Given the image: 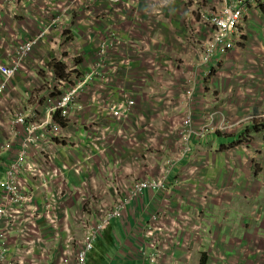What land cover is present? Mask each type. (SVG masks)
Listing matches in <instances>:
<instances>
[{"label":"crops","instance_id":"0c3cea01","mask_svg":"<svg viewBox=\"0 0 264 264\" xmlns=\"http://www.w3.org/2000/svg\"><path fill=\"white\" fill-rule=\"evenodd\" d=\"M181 1L173 5L172 10L167 11V17L171 24L161 23L159 28L150 33L142 25L139 31L135 32V38L144 40L145 43L141 45L138 54L133 53V49L131 50V54L140 55L142 58L134 63L131 71L126 72V75L130 77L122 75L106 89H101V83L90 85L79 98L80 108L76 107L75 113L71 116V121L75 124L72 125L69 137L62 131V135L53 141L52 146L50 142H47L52 154L46 162L47 164L42 167L46 169L53 167L63 171L60 176L53 177V181L51 180L49 186H45L44 189H49L54 197H60L59 192H63L67 196L68 201L56 199V207L68 211L67 229L74 238L82 237L83 229L78 223L79 220L74 218L78 215L77 211H79L82 199L86 201L87 196H95V206L91 207L90 213L93 215V220H96L95 207L101 211L109 209V195L125 190L136 179H143L154 174L157 158L153 153L157 151L156 143L161 135L156 131L154 125L155 114L177 113L189 105L184 99L183 93L179 94L183 92L182 85L185 82V77L179 76L180 73L176 74L175 69L181 68V64L178 65L179 63L170 57L176 49V54L178 51H183V47H179L178 42H180L179 40L182 42L187 34L185 27H182V16L179 15L187 14L181 10L184 6ZM257 5L255 3L249 5L247 2L249 10L247 9L248 12L241 23L244 25L243 30L248 24L252 31L262 29L260 25H257L256 15L248 16L249 12ZM24 11L22 3H8L2 9L0 14V63L11 62V54L15 51L17 44L24 37L26 38L27 32L22 26L26 17ZM258 11L260 13L262 10ZM261 14L264 20L263 11ZM74 28L77 30L74 34L78 33L79 40L76 41L68 37L66 44L61 43L62 33L52 31L47 34V37L40 41L24 60L22 70L9 83V98L2 103L3 107L0 109L1 142L8 138L11 128L7 121L10 117H7L6 108L11 110L28 109L34 104L44 101L47 94L45 85L48 82L47 73L42 63L45 58L55 55H58L59 58L61 55H66L68 51L78 49L84 52L86 60H93L92 53L95 50V45L86 39L83 32L84 26L76 22ZM206 29V26L203 25V49L212 35L209 32V38H204ZM245 38H247V42L251 41L250 36L244 37L243 40ZM242 50L245 52L246 58L239 68V72L234 71L235 74L240 73V77L233 85L235 88L246 90L248 93L246 96L250 94L253 96L250 97L249 106H245L244 109L234 108L236 113L232 115H236L238 121L245 123L242 127L240 124H232L234 131H241L247 124L251 125L253 121H248V119L259 114L253 104H259L258 108L264 105V61L253 55L258 62L255 60L253 66L248 68L246 59L253 61L251 60L252 56L248 55L249 51L245 49V46ZM188 54L189 51H186V57L191 60H198L200 56L199 54L198 57H190ZM228 55L230 64L238 66L242 62L233 53ZM149 58H157L163 65L162 71L172 74L146 73L147 59ZM166 60L172 61L177 67L174 69V65H172L169 69L165 68ZM197 60L193 66H196ZM213 73L214 71L212 75ZM199 74L201 78L197 93L198 102L194 107L196 120L198 115L203 112L199 103L206 96L202 89L204 79L212 76L207 75L204 68L200 69ZM237 83L244 84L237 85ZM122 89L128 93L131 92L136 97V106L129 117L123 120L112 119L104 107L107 103L117 102L123 93ZM167 96L171 97L169 102H167ZM244 110L246 111L244 112ZM251 112L253 114L249 116L248 114ZM198 125L195 124L196 127ZM250 125L245 128L248 132L252 131ZM238 131L230 136L228 134L218 135L215 131L207 133L202 138L193 135L190 143L191 152L189 154L187 152V155L177 160L172 167L167 178L168 189L155 190L156 192L146 191L144 203L140 204L141 201H138L136 204H131L126 208L121 218L111 220L107 228L96 237L94 245L106 244L108 248H112L105 249V251L112 256L110 258L112 261L115 260L119 264H264V254L258 258L253 255H251L253 259L247 258L244 251L242 253L235 251L236 249L233 252L229 249L224 250L221 240H218L219 237L234 238V229H240V234H242L240 240L244 239L246 247L251 246L254 236L257 234L255 228L252 227L254 226L252 222L257 220L256 216L252 218V210L261 213L264 219V149L262 147L264 142L256 139L253 140L254 145L252 140L242 142L243 139L237 137ZM5 133H8L6 138ZM260 133L264 137V131ZM165 136H167L166 130ZM118 137L127 142L119 141ZM169 141L166 139L165 144H168ZM169 152L174 155L176 143L172 146H163L160 149L161 159L167 157ZM29 160L34 162L30 157L25 162L26 169H28ZM8 162V155L0 157V179H2ZM34 163L38 166L41 165L37 162ZM193 168L197 169L195 173L192 171ZM219 177H221L220 182L217 180ZM192 189L196 190L192 191ZM1 192L0 187V195ZM35 197L40 204V189L35 190ZM220 199L223 201V206L216 202ZM101 200L107 205L101 203ZM44 205H41L39 210H42ZM240 213H243V216ZM153 214H158L160 217V220L154 222L160 227V230L155 233L156 235L167 236V227L170 223L175 219L185 218V222L176 231L174 239L170 241L173 262L169 258L168 248L165 249L163 255L157 257L154 263L147 260L149 254L163 246L153 249L141 234L145 226L152 223L150 220ZM39 222L45 223L46 220L41 217ZM197 223H202L206 228V232L202 235L207 240L202 239L200 242L201 239H194L192 231L199 227L196 226ZM117 227L118 229H116ZM46 234L50 235L52 232ZM110 235H112L111 239ZM193 240L196 243H203L204 246L194 248L192 254L193 246L189 245L184 248V243L192 244ZM263 241L264 238H262ZM141 244L144 245V258L136 256L137 246ZM40 247L43 248V245L34 247L26 241L16 243V246L10 243L6 256L10 249L9 257L13 254V258L15 256L25 263L28 261L30 264H36ZM214 248L222 252L220 257L212 252ZM92 249L94 250V248ZM92 249L88 252L87 263L90 260ZM188 252H191V255H187ZM201 252L204 253L201 255ZM209 254L212 255L209 256ZM27 256L31 259L27 260ZM2 263L6 264L7 262L3 261Z\"/></svg>","mask_w":264,"mask_h":264},{"label":"built area","instance_id":"2783aa9c","mask_svg":"<svg viewBox=\"0 0 264 264\" xmlns=\"http://www.w3.org/2000/svg\"><path fill=\"white\" fill-rule=\"evenodd\" d=\"M161 0H2L0 2V14L2 9L8 3H22L26 17L22 23L23 29L27 32L11 54L12 61L0 63V109L2 103L9 98L8 85L11 80L22 70L24 60L31 54L36 45L47 37L52 31L63 34L62 44H66L68 37L78 41V33L74 28L76 22L84 26L83 32L90 43L95 45L93 60H86L84 52L81 50L68 51L66 55H58L45 58L42 61L47 73L48 82L45 85L47 94L40 104H34L28 109L20 108L11 110L6 108L7 121L10 123V136L7 143L0 147V152L13 147L14 162L7 172V175L0 181V187L3 193L2 207L0 208V222L4 219L15 220L20 218V226L24 230H38L36 222L44 217L49 223H52L49 229L59 245H64L66 252L62 259L58 255L57 261L60 264H85L87 253L91 250L92 241L109 225L113 219L121 218L126 208L138 201L144 203L146 191H159L167 188V178L172 167L177 160L185 157L190 150V141L193 135L199 138L207 133L219 130L229 129V125L223 121V115L219 110L210 108L204 114L203 120L194 127L196 114L194 107L198 102L197 93L199 91V82L201 75L199 71L204 68L207 75L218 66L222 56L232 50L236 43L242 38L239 31L241 23L246 15L247 2L264 3V0H223L221 11L212 14L206 22L212 26L211 37L204 46L203 51L197 60L196 66H192L189 71L183 68L175 69V73H180L185 77L182 85L184 99L189 104L183 110V116L178 121V125L173 133L176 141V152L172 156H167L159 161L156 160L154 174L143 179H136L129 184L125 190L119 191L120 200L112 208L99 210L96 208L97 219L93 220L91 207L95 206V196H87L86 201H80L77 218L80 227L83 229L80 239L71 236L67 229L69 213L66 209L56 207V199L49 191L41 194L40 204L35 197L36 189H27L23 182H27L29 177L25 162L31 157L34 162L39 163V148L47 147V142L54 141L62 135L61 124L56 117L68 120L75 113V105L79 97L90 86L101 83V89H106L118 77L126 75L133 69L136 63L142 57L138 54L144 40H138L131 37L132 33L139 31L144 25L148 33L159 28L161 23L169 20L167 17L166 3L175 0H163L164 5L158 3ZM146 2L147 5L142 3ZM30 6V7H29ZM124 25H129L124 27ZM128 33V34H127ZM141 39H144L141 37ZM86 60V61H85ZM56 65L63 67V73L60 75ZM146 73H159L163 70V65L157 58L147 59ZM173 65L172 61L166 60L164 67L169 69ZM205 66V67H203ZM121 98L115 103H107L104 109L112 119L123 120L131 115L136 106V97L126 90L122 89ZM208 106V105H207ZM220 122H216V118ZM256 118L253 116L252 118ZM264 117L263 115L257 116ZM251 118V117H250ZM203 121V122H202ZM162 148V146H161ZM160 151V150H159ZM46 154V152H45ZM48 153L46 154L47 157ZM157 158V151L153 153ZM49 160V159H48ZM46 160V162L48 161ZM29 167V166H28ZM40 167V166H38ZM50 178L61 175L62 169L50 167ZM20 171L21 176H16ZM193 173L197 171L193 168ZM50 180V181H51ZM23 181V182H22ZM47 184V182L45 181ZM28 185V184H27ZM197 186V184H195ZM21 188V189H19ZM10 192H19V194H10ZM41 193V191H40ZM16 202L12 208H7L9 204ZM42 212L39 207L43 205ZM18 206V207H17ZM6 209V210H5ZM37 219V221L35 220ZM35 220V221H33ZM160 220L158 214H153L150 224L145 226L141 232L144 238L150 243L153 249L162 246L159 250H154L147 256L150 263H154L158 256L165 253L168 248L171 255L170 241L178 228L185 222V218L175 219L167 227V236L156 235L160 230L156 225ZM36 237V235L34 236ZM39 242H42L37 238ZM35 240L32 239L31 242ZM44 246V243H42ZM136 256L144 258V245L137 246ZM7 243H0V260L4 259ZM44 250V247L42 248ZM172 262V259H170ZM25 264V261L14 264Z\"/></svg>","mask_w":264,"mask_h":264},{"label":"rangeland","instance_id":"374dc122","mask_svg":"<svg viewBox=\"0 0 264 264\" xmlns=\"http://www.w3.org/2000/svg\"><path fill=\"white\" fill-rule=\"evenodd\" d=\"M181 0H175L173 2H168L166 3V7L167 9L170 11L172 10L174 7L173 5L180 3ZM182 4L184 5L181 10L183 13L187 14H179L182 16V27H185V30L187 31V34H185V37L183 38V41L181 42V40H179L180 42H178V46L183 47V51H178V53L176 54V51L174 52V54H171L170 57L173 61H175L176 63H179L178 65L181 64V68H183L185 71H189V69L193 66V64L196 62V60H191L189 58L186 57V51H189L190 57H198V55L202 52L203 50V41H202V31H203V25L206 26V37L209 38L208 34L212 29V26L207 23L206 21L209 20V16L219 12L222 10L223 8V0H182L181 1ZM144 5H147L146 2L142 3ZM165 2L163 0H161L158 5L162 6L164 5ZM163 7V6H162ZM249 10V9H248ZM248 10L246 11V13L248 12ZM258 10H262L264 13V3H258V5L256 7H254L248 14V16H252V15H256L257 17V25H260V30H255L252 31V29L250 28L251 26L248 24L246 26V28L243 30V24L240 26L239 31L241 32V36L242 38H239L240 41L238 43H236L234 49L228 53H226V55H224L221 58L220 63L218 64V66L214 69V73L212 76H209L207 79H204V85L203 91L205 92L206 96L201 100V103H199V107H201L203 110V112L198 115V119L194 122V127L195 124H199L200 120H203L204 118V114L206 112H208V110L210 108H215L217 110H219L220 114L223 115V121L225 123H227L230 127L228 130L225 131H217V134H228L230 136V134H234L236 131H234V128L232 126V124H240V127H242L243 124L241 121H238L239 119L236 117V115H232L235 112L236 107H239L241 109H244L245 106H249L250 104V97L253 95H248L246 96L247 91L244 89H239V88H235L234 87V83L236 82V80L239 79L240 77V73H234V71L239 72V68L243 65L244 61H245V52L242 50L243 47L245 46V49L248 50L249 56L251 57V60L253 61H248L246 59V65L248 68H250L251 66H253L254 61L256 60L253 55L258 56V59L264 61V20L262 19V11L260 13H258ZM165 23L171 24V22L169 20H165ZM178 23V22H176ZM243 23V22H242ZM252 25V24H251ZM129 25H124V27H128ZM176 29V28H175ZM128 34V33H127ZM134 33H132L130 36H133ZM246 36H250L251 41L249 40L247 42V38H245V40H243L244 37ZM164 40V38H163ZM229 53H233V55H235L236 58L239 59V61H242L237 65L235 64H230L229 61ZM257 61V60H256ZM258 62V61H257ZM174 65V69L177 67L175 63H173ZM264 65V64H263ZM213 72V71H212ZM159 71L156 73L158 74ZM170 72L167 71H162L159 74H168L169 75ZM172 73H170L171 75ZM181 77H183V75H179ZM115 81V80H114ZM113 81V82H114ZM220 81V82H219ZM244 83H237V85H242ZM217 85V86H214ZM175 93H177L175 91ZM183 92H180L179 94H181ZM80 98V97H79ZM168 100L167 102H169L171 100L170 96H167ZM236 100V101H234ZM79 99L77 100V106L76 107L80 108L79 105ZM208 105V106H206ZM253 106L256 108V111L259 112V114H254L256 115V118H250L248 119V121H253L252 123L258 122L261 118H258L257 116L259 115H263V111H264V105H262L260 108H258L260 105L259 104H253ZM76 111V110H75ZM246 110H244L245 112ZM162 113H166L164 111H161ZM168 112V111H167ZM253 113H249L248 115H252ZM183 116V110L177 112V113H167V114H160V113H156L154 116V125L156 127V131L158 133H161L159 139L157 140L156 143V149H157V161H159V154H160V149L163 148V146H172L173 144L176 143L175 141V136L173 135L176 126L178 125V121L179 119H181V117ZM217 123L220 122V117L219 119H216ZM1 121V120H0ZM64 123L61 124L62 127V131L64 132V135H66L67 137H69L70 131H72L73 128V124H75L73 121H71V118L68 120H63ZM238 121V122H237ZM250 124H247V126H244L243 129H241V131L239 130V139L242 138V142H250L252 140L253 145L255 144V142L253 141L254 139L256 140H261L262 142H264V137L261 133H256V132H248L247 128ZM11 130V128H10ZM165 130L167 133V136H165ZM61 131V132H62ZM5 132V131H4ZM62 132V133H63ZM251 133V134H249ZM8 136V133H5V138ZM9 136H10V132H9ZM8 136V137H9ZM244 137V138H243ZM215 138V136H214ZM4 139V138H2ZM119 141H123V142H127L125 139L118 137L117 138ZM168 139L170 140L168 142V144H165V140ZM216 139V138H215ZM7 139L4 142L0 141V147L4 146L7 142ZM64 141V139H63ZM62 141V142H63ZM51 146L53 141H50ZM243 145V144H242ZM162 146V148H161ZM191 146V144H190ZM131 147V146H130ZM264 149V146H262ZM50 146L48 145L47 147H41L39 148V152L38 153V158L40 167H38V165H36L32 160L28 161L29 167L26 170L29 174V177H27V182H23L24 185L26 186L27 189H40L41 194H43L46 191H49V189H44V187H48L49 183H50V174H48L51 170L46 169L44 167H42V165H46V160H48L51 157L52 154V150L49 149ZM49 150V151H48ZM167 150H169V148L167 147ZM48 151V152H47ZM48 153L47 157L46 154ZM191 152V148L190 151L188 152V154ZM171 152H169V154H167V156H172L170 154ZM3 155H8L9 158V162L4 170L2 179H4V177L7 175V172L10 170L11 166L14 162V150L13 147H11L10 149L7 150H3L0 152V157ZM38 164V163H37ZM175 172V170H174ZM21 176L20 171L16 172V176ZM219 182L221 180V177H219L217 179ZM46 181L47 184L44 182ZM38 183V184H37ZM28 184V185H27ZM208 184V182H207ZM21 189V188H19ZM196 190V189H192ZM153 192H156L155 190ZM19 194V192H10V194ZM119 193V192H118ZM112 194L108 196V206H109V211L112 208V206L115 205L116 200H120V196L119 194ZM60 198H62L65 201H68L67 196L63 193V192H59ZM2 196L3 193L1 192L0 195V208L2 207ZM170 196V195H169ZM64 201V202H65ZM14 202V201H13ZM217 203H219L221 206H223L222 204V200L220 199V201H216ZM101 203L106 204V202H104L103 200H101ZM17 204L16 202L11 203L8 205L7 208H12L13 205ZM107 205V204H106ZM18 207V206H17ZM6 210V209H5ZM252 210V209H251ZM39 212H42V210H39ZM241 216H243V213H240ZM252 218H254V216H256L257 220L253 221V225L252 227L255 228L257 234L256 236H254L253 242L251 246L246 247L245 241L243 239V241L240 240V237L242 236V234H240V229H234V233H235V237L234 238H225V237H219L218 240L220 239L223 245L224 250H231L232 252L234 251V249H236L235 251H241L243 253L246 252V257L247 258H251L253 259V256H255L256 258L260 257L261 254H264V241L262 242V238H264V219L262 218V214L261 213H256L254 210H252L251 213ZM20 218H16L15 220H9V219H4L2 220V222H0V243H7V248H6V253L4 255V259L1 261L0 260V264H3L2 262L5 261L7 262L6 264H14V263H20L21 260L13 258V254L11 257H9L8 255L11 253L10 249L7 254V249L10 247V243H13L14 246H16V243H21L26 241L28 244L36 247L39 245H42V243H44V250L42 251V248L40 247L39 249V257L37 258V263L36 264H60V260L57 261V257L59 255V257L62 259L63 257V252L61 247L58 248L59 241H56V239L54 238L53 234L47 235L46 233L48 232H53V230L49 229V226H51L52 223H49V219L45 222V223H40L37 221V219H35L36 225L38 226V230H34L31 229L29 231H26L23 229L22 226H20L19 220ZM33 220V221H35ZM113 225V223H112ZM196 226H199L198 228H194L195 232L193 233L192 231V235H194V239H198L200 240V242L202 241V239H206L205 236H203L202 234L206 232V228L203 226V224L201 223H197ZM118 229V227L116 228ZM36 235V237H34ZM250 236V235H249ZM191 238V236H189ZM37 238H39L42 242H39L37 240ZM110 239L112 238V235H110L109 237ZM34 239V242H31V240ZM259 240V241H255V240ZM101 241V240H100ZM191 243V240H189ZM103 242V240H102ZM95 243V242H94ZM185 242L184 243V248H187L189 245L193 246V251L192 254L194 252V248L196 247H200L202 248L204 245L203 243H196L193 240V243L190 244ZM209 243V241H208ZM197 244V245H195ZM105 247V248H104ZM259 247V248H258ZM94 250L91 252L90 254V260L87 263L88 260V253H87V258H86V263L87 264H119L117 261H112L110 258L112 256L108 255L105 251V249H112V248H108L106 246V244H101L100 246H95L94 245ZM213 253L217 254L218 256L222 253L220 250L214 248ZM204 252H201V255ZM111 254V253H109ZM250 254V255H249ZM187 255H191V252H188ZM212 254H209V256H211ZM251 255H253L251 257ZM220 257V256H219ZM13 258V259H12ZM224 258H225V253H224ZM27 260L31 259L30 257H26ZM172 262L174 261L173 258ZM222 259V258H220ZM225 261V259H223ZM85 263V264H86ZM24 264V263H23ZM25 264H30L28 261Z\"/></svg>","mask_w":264,"mask_h":264},{"label":"trees","instance_id":"16d2710c","mask_svg":"<svg viewBox=\"0 0 264 264\" xmlns=\"http://www.w3.org/2000/svg\"><path fill=\"white\" fill-rule=\"evenodd\" d=\"M56 68L59 71L60 75H62V73L64 71L63 70V67H60V66L56 65ZM58 121L60 122V124H63L64 123L63 119H59ZM250 126L256 132L264 131V117L261 118L258 122L251 123ZM238 137H239V135H238ZM190 143H191V141H190Z\"/></svg>","mask_w":264,"mask_h":264},{"label":"bare ground","instance_id":"6f19581e","mask_svg":"<svg viewBox=\"0 0 264 264\" xmlns=\"http://www.w3.org/2000/svg\"><path fill=\"white\" fill-rule=\"evenodd\" d=\"M101 232H102V231H101ZM101 232H100V233H101ZM95 240H96V238L92 241V247H91L90 249L93 248V245H94ZM59 247H61L63 253L66 252V249L64 248V245H58V248H59Z\"/></svg>","mask_w":264,"mask_h":264},{"label":"clouds","instance_id":"9594fccd","mask_svg":"<svg viewBox=\"0 0 264 264\" xmlns=\"http://www.w3.org/2000/svg\"><path fill=\"white\" fill-rule=\"evenodd\" d=\"M261 118H263V117H261ZM56 119L57 120H59L60 118H58V117H56ZM252 132H256V131H254L253 129H252ZM261 132V131H260ZM260 132H256V133H260ZM239 135V134H238ZM238 135H237V137H238ZM244 138V137H243Z\"/></svg>","mask_w":264,"mask_h":264}]
</instances>
